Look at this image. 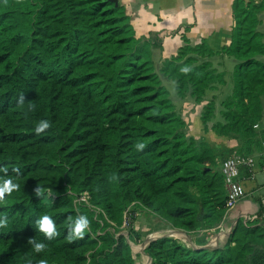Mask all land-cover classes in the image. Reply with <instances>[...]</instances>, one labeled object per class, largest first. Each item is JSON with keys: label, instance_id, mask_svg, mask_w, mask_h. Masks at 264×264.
<instances>
[{"label": "trees", "instance_id": "1", "mask_svg": "<svg viewBox=\"0 0 264 264\" xmlns=\"http://www.w3.org/2000/svg\"><path fill=\"white\" fill-rule=\"evenodd\" d=\"M262 8L233 1L231 42L221 51L237 64L219 126L241 139V155L264 151V131L254 128L264 116ZM151 45L135 35L120 0H0V184L19 185L0 200L8 220L0 225V264H136L122 230L144 209L189 235L223 221L221 152L188 135L163 79L199 103L225 85L224 74L208 61L214 51L206 41L185 45L158 71ZM188 50L194 57L184 59ZM214 106L213 98L204 105L203 124ZM42 119L51 126L38 134ZM84 192L87 202H75ZM45 213L56 220L52 240L35 223ZM81 213L90 225L73 237L69 225ZM34 237L47 243L42 252ZM145 254L151 264H264L261 207L238 218L220 246L194 249L165 236Z\"/></svg>", "mask_w": 264, "mask_h": 264}, {"label": "crops", "instance_id": "2", "mask_svg": "<svg viewBox=\"0 0 264 264\" xmlns=\"http://www.w3.org/2000/svg\"><path fill=\"white\" fill-rule=\"evenodd\" d=\"M120 1L130 19L135 35L139 39L148 40L152 43L151 55L157 71L165 60L172 58L185 45L195 46L202 41H206L214 51L213 55L208 58V61L211 62L212 67L217 72L224 74L226 81L225 85L208 90L206 94H209L210 99L217 100L219 98L221 101L230 95L233 87L231 76L237 60L233 56L221 51L228 47L231 42L232 29L235 23L232 12L234 0ZM253 1L256 4L264 3V0ZM258 17V31L261 33L264 42V8L259 11ZM258 59L264 63V54L259 56ZM163 84L169 91V97L183 121L185 123L191 122L189 135L191 134L194 138H202L205 134L201 116L205 102L198 103L190 95L180 98L177 95L173 80L163 79ZM224 87L227 89V92L222 94L221 88ZM244 176L245 172L243 171L242 177ZM242 183L247 191V195L243 199L249 198L252 202H250V205L245 210L236 209L235 206L236 210L234 211L233 208L228 220L224 222L226 226L233 224L238 218L254 216L260 210V200L264 195V171L257 172L254 180L243 179ZM136 216L138 221L146 219V217L151 218L154 220L156 227L160 226L159 221L161 219L153 214L138 211ZM165 230L173 234L179 231L180 233L177 234L179 238L181 234H184L181 230L172 227H167ZM190 236L192 239L191 241L189 240V243L195 244L197 247L206 245L213 247V242L225 243L228 233L227 229L222 227L211 229L210 232L200 231L192 233ZM206 236H209V241L205 245L204 239H206ZM148 237V239H151V236Z\"/></svg>", "mask_w": 264, "mask_h": 264}, {"label": "rangeland", "instance_id": "3", "mask_svg": "<svg viewBox=\"0 0 264 264\" xmlns=\"http://www.w3.org/2000/svg\"><path fill=\"white\" fill-rule=\"evenodd\" d=\"M190 57H194V51L193 50H188L185 53L184 59L186 58H190ZM201 60V59H200ZM221 92L222 94H224L225 92H227V89L221 88ZM209 94L205 95L204 97V102L205 105L207 103V101L210 99L209 98ZM223 97V96H222ZM206 98V99H205ZM215 102V106H214V110H213V116L209 117L208 120H206V124H203V128H204V136L202 138H195L197 140L203 139L206 140L210 145L214 146L215 148H217L220 152H221V156H220V160L222 161L225 157L229 156V155H237L240 154V149H241V139L233 133H227L226 129L221 128L219 125H223L224 124V120L222 118V116L220 115L221 112L223 111V107L221 105L222 101L218 98L217 100L214 99ZM191 122H187L186 126L188 127V135H189V129L191 126ZM256 129V128H255ZM262 129L264 131V116L262 119V124H259V127L256 130ZM190 136H192L190 134ZM255 151V148H253ZM220 161V162H221ZM88 200V195L86 192L82 193L76 200L75 202L80 203V202H87ZM250 202H252L249 198L247 199H243L241 201L238 202V204L236 205V209L239 210H245V208L250 205ZM234 208V211L236 210ZM141 211H145L148 212L150 214H153L151 211L149 210H140ZM155 215V214H153ZM157 216V215H155ZM136 213L134 215H130V217H128V219L126 218L124 224H123V230L122 233H124L126 235V237H128V235H130V238H128L131 249L133 251V253L135 254V258H136V264H151V259L150 257H148L145 254V241L147 239L148 236H151V239H157L160 237H165V236H170L172 237L171 232L165 230L167 227H170L165 220H163L161 217L157 216L159 219H161L159 221L160 226L156 227L154 224V220L151 218H147L146 219H142L141 221H138L136 219ZM171 228V227H170ZM181 230V229H179ZM184 234H181L183 236L180 235V240L183 241L188 247L190 248H194L197 247L195 244H191L189 243L191 241V236L181 230ZM212 234H214L212 232ZM192 235V234H191ZM209 235V233H208ZM149 238V237H148ZM175 238V237H174ZM190 240V241H189ZM153 241V240H152ZM209 241V236H206V239H204V244L206 245L207 242ZM212 244V243H211ZM224 244V243H222ZM220 243H216L213 242V247H217L222 245ZM143 251H140L137 249V247L139 246H143Z\"/></svg>", "mask_w": 264, "mask_h": 264}, {"label": "built area", "instance_id": "4", "mask_svg": "<svg viewBox=\"0 0 264 264\" xmlns=\"http://www.w3.org/2000/svg\"><path fill=\"white\" fill-rule=\"evenodd\" d=\"M259 124H255L254 128H258ZM264 147V142L262 143ZM220 171L224 181L226 191L225 199V216L223 221L217 228H226L228 236L235 225L226 226L224 222L228 220L229 214L237 203L247 195V191L242 183L243 179L254 180L256 173L264 171V151L253 155H229L220 162ZM243 171L245 176L242 177ZM261 217L264 219V195L260 200ZM246 219L245 217H243Z\"/></svg>", "mask_w": 264, "mask_h": 264}, {"label": "clouds", "instance_id": "5", "mask_svg": "<svg viewBox=\"0 0 264 264\" xmlns=\"http://www.w3.org/2000/svg\"><path fill=\"white\" fill-rule=\"evenodd\" d=\"M181 71L183 72H189L191 71V68L188 66H184ZM20 102H24V96H20ZM51 126V121L48 119H42L40 120L35 127L36 133H42L45 129H48ZM139 147H143V145H139ZM15 172H19L20 169L17 167L14 169ZM19 185L13 181V179L9 178L3 181L2 184H0V200H4L5 195L7 193L12 192L13 189L18 188ZM36 192L38 195L42 194V189L38 186L36 189ZM8 222L7 216L0 214V225H4ZM36 226L39 229L40 232L44 234V236L47 238V240H52L55 236L58 235V230L56 226V220L53 218V216L45 213L41 216H39L36 219ZM90 225V219L86 214H79L76 216L74 220L70 222L69 230L71 236H83L85 230ZM29 242L32 244L34 249L37 252H42L46 247L47 243L45 240H37L35 237L30 238ZM26 264H32V261L29 260L26 262ZM36 264H49L48 259L46 258H40L36 261Z\"/></svg>", "mask_w": 264, "mask_h": 264}, {"label": "water", "instance_id": "6", "mask_svg": "<svg viewBox=\"0 0 264 264\" xmlns=\"http://www.w3.org/2000/svg\"><path fill=\"white\" fill-rule=\"evenodd\" d=\"M112 2H115V3H117L118 2V0H111ZM178 233H180L179 231H177V232H175V234H172V237H175V238H179V237H177V234ZM152 240H155V239H146V244H145V247L152 241ZM144 248V247H143ZM199 248H213L212 246H210V245H206V246H202V247H194V249H199Z\"/></svg>", "mask_w": 264, "mask_h": 264}, {"label": "bare ground", "instance_id": "7", "mask_svg": "<svg viewBox=\"0 0 264 264\" xmlns=\"http://www.w3.org/2000/svg\"><path fill=\"white\" fill-rule=\"evenodd\" d=\"M143 247H144V245L137 247V249L141 251V248H142V251H143Z\"/></svg>", "mask_w": 264, "mask_h": 264}]
</instances>
